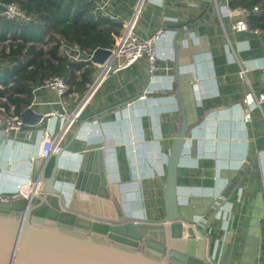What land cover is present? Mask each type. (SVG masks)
<instances>
[{"label": "crops", "instance_id": "0c3cea01", "mask_svg": "<svg viewBox=\"0 0 264 264\" xmlns=\"http://www.w3.org/2000/svg\"><path fill=\"white\" fill-rule=\"evenodd\" d=\"M240 1L98 0L103 8L93 16L121 26L120 35L128 23L140 38L161 33L156 44L160 71L151 80L145 58L119 70L121 60L114 61L105 73L104 65L68 60L48 36L28 43L41 50L44 59L57 47L60 56L85 65L73 71L78 87L66 81L73 90L66 98V113L79 116L61 144L60 177L73 182L84 146L101 144L108 185L117 186L125 215L147 220L164 216L168 154L182 120L186 122L176 195L181 206L191 198H198V204L202 198L212 200L206 209L187 207L194 227L218 210L206 235L205 256L212 264H264V101L259 102L264 93V13L258 14L262 4L255 5L247 19L258 20H248L247 32L235 33L230 12L242 9ZM249 1L255 0H244ZM259 2L264 6V0ZM10 42L7 35L0 50L7 54ZM30 58L3 61L0 68L21 66ZM43 82L31 87L29 106L23 109L42 115L40 123L24 125L17 135L0 133L1 200L12 199L16 185L30 182V162L40 155L43 134L62 131V122L43 119L59 109L55 93L43 88ZM4 89L0 85V91ZM142 95L145 98L138 100ZM21 113L14 114V106L0 96V118H20Z\"/></svg>", "mask_w": 264, "mask_h": 264}, {"label": "water", "instance_id": "95a60500", "mask_svg": "<svg viewBox=\"0 0 264 264\" xmlns=\"http://www.w3.org/2000/svg\"><path fill=\"white\" fill-rule=\"evenodd\" d=\"M5 7L0 4V14ZM109 49L98 48L91 63L112 62ZM20 118L35 127L42 115L31 108ZM188 126L182 120L166 165L162 198L164 216L147 220L127 216L116 185L109 186L101 144H86L73 182L60 177L62 154L36 157L29 181L41 183L39 196L0 199V264H211L206 260L210 221L194 227L187 207L209 208V198L176 195L177 169ZM59 181V183H58Z\"/></svg>", "mask_w": 264, "mask_h": 264}, {"label": "trees", "instance_id": "16d2710c", "mask_svg": "<svg viewBox=\"0 0 264 264\" xmlns=\"http://www.w3.org/2000/svg\"><path fill=\"white\" fill-rule=\"evenodd\" d=\"M0 3L16 4L29 18L27 23L21 25L13 21L0 20V42H4L7 35L11 39L8 53L0 50V62H11L22 55L31 56L24 65L3 70L0 68V85L5 87L0 91V96H5L14 106L16 115L29 106L33 85L41 84L49 76L58 75L71 87L76 88L80 82L73 80V71L81 70L85 66L73 64L60 56L57 47L50 48L47 52L48 58L44 59L43 52L37 50L35 45L28 46V43L41 42L47 36L50 40L58 37L67 44L77 45L81 50L90 53L98 48L111 49L114 44L111 34L120 36L121 26L99 15L94 17V8L86 0H0ZM258 4H262L258 14L264 13L263 2L259 0L249 2L242 0L238 6L250 12ZM248 20L253 23L258 18L251 17L247 22ZM29 67L31 69H28ZM87 73L86 70L81 74L83 81ZM70 91L73 90L69 88L68 92Z\"/></svg>", "mask_w": 264, "mask_h": 264}, {"label": "built area", "instance_id": "2783aa9c", "mask_svg": "<svg viewBox=\"0 0 264 264\" xmlns=\"http://www.w3.org/2000/svg\"><path fill=\"white\" fill-rule=\"evenodd\" d=\"M93 4L94 11H100L103 6L98 0H86ZM5 11L0 14V20H8L16 23H27L29 18L20 10L16 4H3ZM256 10V8H253ZM249 12L246 9H237L230 12V16L233 18L232 30L235 33H243L249 30V24L247 22V15ZM161 38L160 32H155L146 38H140L133 32V24L128 23L122 35L117 36L114 40V44L111 49L110 59L112 62L106 64L105 73L112 70V63L114 61L121 60L117 70L125 69L133 65L136 61L141 58H145L147 61V70L149 74V80H151L157 72L160 71L158 66V57L156 54V44ZM55 44L58 45L61 55L65 56L68 60L73 62H84L91 64V56L94 52H87L81 50L77 45H70L61 40L55 38ZM245 71L241 70L239 74L244 75ZM261 73L264 76V67L261 69ZM43 88L48 89L55 93L59 105V109H53L43 115V119L55 118L59 122L63 123L62 131L54 136L53 134L44 133L40 145V157H47L48 155H59L64 153L61 146L62 141L65 137L66 131L72 127L75 121L78 119V112L67 115L66 109L68 105V86L65 80L57 75L50 76L47 78L42 85ZM94 87L91 86L86 94L88 98L92 93ZM144 95L140 96L138 100H143ZM264 101V93L259 96V102ZM244 122L249 121L248 114L243 116ZM24 124L18 116H11L6 118H0V133L3 136L10 134H20L23 130ZM42 184L31 183L18 184L16 185V192L13 198L16 197H28L29 195L39 196L42 192ZM206 260L210 262L209 258ZM212 264V263H211Z\"/></svg>", "mask_w": 264, "mask_h": 264}]
</instances>
